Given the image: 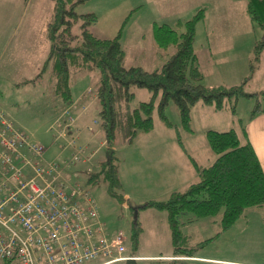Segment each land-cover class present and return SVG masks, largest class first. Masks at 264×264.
<instances>
[{
    "label": "rangeland",
    "instance_id": "rangeland-1",
    "mask_svg": "<svg viewBox=\"0 0 264 264\" xmlns=\"http://www.w3.org/2000/svg\"><path fill=\"white\" fill-rule=\"evenodd\" d=\"M213 1L83 0L74 6V10L78 14L95 15V22L88 28L95 36L112 38L121 34L120 40L129 51L124 57L125 66L152 71L166 61L162 58L164 52L157 54L156 49L160 48L154 42L153 27L162 26L165 21L169 24L176 20L184 22L199 10L204 16L196 23L193 47L200 61L212 58L204 42L215 31L219 35L226 31L227 36L235 38L238 43H244L236 38V35L242 38L241 34H246L250 42L259 43L261 31L247 13L248 0H222L223 4ZM54 5V0H0V111L9 117L16 130L45 148L46 161L59 156L62 162L76 154V161L63 169L62 176L70 185L82 187L90 193L108 238L120 231L126 235L125 255H172L175 252L167 213L153 207H140L135 221L140 230L134 241L133 210L124 202L131 200L142 205L166 200L171 192L183 188L181 184L187 176L193 180L196 166L203 168L207 165V155L202 153L203 145L208 144L205 131L232 128L240 133L253 110L264 108V76L253 78L250 87L242 89L252 96L239 91L231 93L229 98L223 99L220 109L202 101L196 102L191 108L190 131L181 124L174 103H168L164 109L171 126L160 119L155 104L151 130L139 132L131 142H127L122 133L117 134L112 153L118 185L104 179L103 173L96 182L88 183L83 171L91 169L99 173L107 161L108 148L98 125L99 104L93 95L99 73L92 68L71 74L73 105L55 96L52 68L48 65L43 69L51 46L48 24L53 19ZM221 22L226 23L225 28L219 27ZM78 25L73 27L72 33L79 34ZM236 63L239 65L240 61ZM204 68H207L206 62ZM205 79L209 84L214 82L208 71H205ZM222 87H225L223 83ZM129 91L133 96L121 104L120 112L152 97L145 88L132 86ZM65 112L75 117L72 126L75 134L57 140L53 124L56 120L61 122V117H67ZM68 140L72 145L61 148ZM174 159L177 168L186 166V173L171 169L162 175V167ZM125 193L127 197H124ZM188 217L190 215L179 217L177 245L189 250L192 258L149 257L138 261H145V264H264V206L246 209L226 228L222 227L219 217L191 221L187 220ZM104 260L96 259L85 264H99Z\"/></svg>",
    "mask_w": 264,
    "mask_h": 264
},
{
    "label": "trees",
    "instance_id": "trees-1",
    "mask_svg": "<svg viewBox=\"0 0 264 264\" xmlns=\"http://www.w3.org/2000/svg\"><path fill=\"white\" fill-rule=\"evenodd\" d=\"M54 1L53 19L48 24L51 46L43 69L48 65L52 68L55 96L66 104L73 100L70 89L71 74L92 68L98 70V82L93 93L99 104L98 125L107 148H113L118 133H122L125 140L131 142L139 132L151 130L155 104L160 119L165 125L171 126L164 109L168 103H174L178 108L181 124L190 131L191 108L196 102L202 101L220 109L223 99L229 98L231 93L239 91L241 94L250 95L243 92L241 85L225 89L210 88L202 83L203 76L196 64L193 50L195 24L202 16L201 10L176 27L163 24L156 28L157 46L163 49L172 48L174 52L159 68L147 71L141 67L124 65L125 53L119 42V33L112 38H98L88 30L89 25L95 22V15L78 14L74 10V6L83 0ZM247 13L261 31V39L255 44L251 58L252 72L264 49V0H248ZM77 24L80 28L79 34L72 33ZM132 86L149 90L152 97L147 102H140L136 107L120 112L121 104L133 96L129 91ZM263 110L264 108L259 107L253 110L251 118ZM73 118L75 122V117ZM60 119L62 125L68 121L66 116ZM74 122L65 128L66 137L75 134L72 130ZM206 139L216 158L208 167L196 166L198 180L183 191L171 192L166 200L149 201L142 206L167 213L174 257H193L189 250L177 245L180 237V215H190L188 221L201 217H219L222 227L226 228L246 209L264 205V173L247 138L245 127H242L241 133L232 128L224 131L208 130ZM66 145L67 143L64 146ZM71 157L61 162L60 157L56 156L49 161L58 163L63 171L68 168L65 165ZM106 160L105 168L99 173L91 169L83 171L87 175L88 183L96 182L103 173L104 179L118 185L113 153ZM25 175L30 177V170ZM134 225L132 238L136 241L140 225L137 222ZM144 262L139 263L145 264Z\"/></svg>",
    "mask_w": 264,
    "mask_h": 264
},
{
    "label": "built area",
    "instance_id": "built-area-1",
    "mask_svg": "<svg viewBox=\"0 0 264 264\" xmlns=\"http://www.w3.org/2000/svg\"><path fill=\"white\" fill-rule=\"evenodd\" d=\"M67 119L64 125L55 121L57 140L66 137L65 128L74 122L72 115ZM44 152L0 111V264L125 261L126 235L120 231L107 237L90 193L70 185ZM76 159L73 153L65 166Z\"/></svg>",
    "mask_w": 264,
    "mask_h": 264
},
{
    "label": "crops",
    "instance_id": "crops-1",
    "mask_svg": "<svg viewBox=\"0 0 264 264\" xmlns=\"http://www.w3.org/2000/svg\"><path fill=\"white\" fill-rule=\"evenodd\" d=\"M213 2L223 4L222 0H214ZM203 16H204V12H203V14L199 20H201ZM180 22H182V21L176 20V22L174 24H169L168 21H165V22H163V24H167V25L176 27ZM225 24L223 22H221L219 27L225 28V26H226ZM237 24H241V22H237ZM92 25H93V23L89 25V28ZM157 27L158 26L153 27L154 38H155V33H156ZM195 31H196V24H195ZM90 32L93 34V32L91 30H90ZM241 35H242V38L239 37L238 35H236V38L242 40L244 43L235 42L236 39L233 37L227 36L226 31H224L223 35H219L218 31H215L214 34L210 38H207L206 41L204 42V44L206 45V50H208V52L211 54L212 58H210V59L207 58L205 60L200 61L195 54L196 62H197L196 64L198 66L199 71L201 72V74L203 76V81H204L205 86L210 87V88H214V87L231 88V87L241 85V87L243 89L244 86L250 87V85H251L250 83L252 82L251 80L253 78H257L259 76H264V49L262 50L260 57L254 66V70L251 72L250 71V63H251V58H252L251 49H253L255 42L253 40L250 42L249 39H246V34H241ZM96 37H98V36H96ZM121 37L122 36L120 34L119 42L121 44V47L124 50L125 56H128L129 51L127 52L126 46L120 40ZM98 38H102V37L99 36ZM194 38H195V34H194ZM154 42H156V40ZM156 45H157V43H156ZM193 46H194V41H193ZM160 49H156L157 54H162V52H164L165 56L162 58L165 59L166 61L169 59L171 54L174 52V50L172 48H167V49L160 48ZM193 50H194V47H193ZM49 52H50V50L48 51V55H49ZM194 53H195V51H194ZM237 61H240L239 65L236 63ZM205 62H206V67H207L206 69L204 68ZM127 67H130V66H127ZM133 67H138V66H133ZM147 71H151V70H147ZM205 71H208V73L210 75V80L214 81L211 84H209V82L206 81V79H205ZM222 83L225 85V87H222ZM73 104L74 103H71V105H73ZM212 109H214V108H212ZM243 127H245V129H246L247 138L250 141L251 145L253 146V149H254V151H255L258 159H259L260 165H261L263 173H264V110L261 112H258V114H256L253 118H250L243 125ZM208 130H215V129H208ZM208 130H206L205 134H204V138H205L206 142H207L206 132ZM224 130H228V129H221V130H216V131H224ZM202 153H205V155H207V165L203 167V168H205V167H208L214 161V159L216 157H215V154L212 153L211 148L209 147V144L203 145ZM212 154H214V155H212ZM162 155L164 157L168 156L166 154H162ZM176 165H177V160L174 159V161L169 162L168 165H164L160 172L162 173V175H166L167 173L170 172L171 169H173V170L181 169L183 172H185L184 169H186V166H181L180 168H177ZM197 165L199 166V164H197ZM193 169H194V167H193ZM195 172H196V175H193V180H190L187 176L185 178L184 182L181 184V187H183V188L176 189L174 191H183L190 184L195 183L198 180V172L197 171H195ZM127 196H128V194L125 193L124 197H127ZM124 204L126 205L127 203L124 202ZM142 205H144V204H142ZM262 206H264V205H262ZM131 256L135 257L136 259L149 258V257H153L155 259L160 258V257H166V258H170V259L177 258V257H174L175 253H173L172 255H165V256L164 255H154V256L131 255ZM140 261H142V260H140ZM147 261H149V260H147Z\"/></svg>",
    "mask_w": 264,
    "mask_h": 264
},
{
    "label": "water",
    "instance_id": "water-1",
    "mask_svg": "<svg viewBox=\"0 0 264 264\" xmlns=\"http://www.w3.org/2000/svg\"><path fill=\"white\" fill-rule=\"evenodd\" d=\"M113 151V148H108L107 149V153H106V156H110L111 153ZM127 204L131 206L132 210H133V216H134V222L136 221L137 219V210L142 206V205H137L135 204L133 201L131 200H127ZM125 264H140L137 259L131 257V258H128L126 261H125Z\"/></svg>",
    "mask_w": 264,
    "mask_h": 264
}]
</instances>
